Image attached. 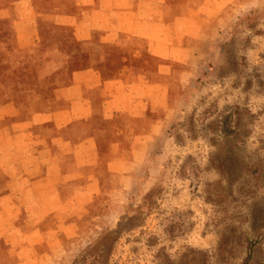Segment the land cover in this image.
Segmentation results:
<instances>
[{
    "label": "rangeland",
    "instance_id": "374dc122",
    "mask_svg": "<svg viewBox=\"0 0 264 264\" xmlns=\"http://www.w3.org/2000/svg\"><path fill=\"white\" fill-rule=\"evenodd\" d=\"M191 1L208 19L185 27L189 36L171 53L181 57L166 62L167 110L150 118L167 129L154 126L151 155L132 158L138 166L126 188L117 177L89 206L79 236L63 239L60 264L264 259V0H231L222 11L216 0ZM48 13L43 0H0L7 24L0 28V152L7 155L38 148L42 128L18 123L62 106L56 90L74 72L97 68L105 47L100 33L78 41ZM153 61L157 71L162 62ZM18 133L26 143L12 141Z\"/></svg>",
    "mask_w": 264,
    "mask_h": 264
},
{
    "label": "crops",
    "instance_id": "0c3cea01",
    "mask_svg": "<svg viewBox=\"0 0 264 264\" xmlns=\"http://www.w3.org/2000/svg\"><path fill=\"white\" fill-rule=\"evenodd\" d=\"M229 1L216 0L219 11ZM43 2L47 16L75 30L78 41L100 33L105 47L94 58L97 68L74 72L69 85L56 90L62 106L18 123L42 128L38 148L0 152V241L6 247L0 246V259L12 264H60L67 252L63 239L79 236L89 206L113 179L127 187L138 166L132 158L151 155L145 149L154 126L167 129L163 119L150 118L167 110L166 62L181 57L171 53L189 36L185 27L208 19L191 0ZM153 59L162 62L157 71ZM12 136L26 143L22 133ZM48 222L54 226L47 228Z\"/></svg>",
    "mask_w": 264,
    "mask_h": 264
},
{
    "label": "trees",
    "instance_id": "16d2710c",
    "mask_svg": "<svg viewBox=\"0 0 264 264\" xmlns=\"http://www.w3.org/2000/svg\"><path fill=\"white\" fill-rule=\"evenodd\" d=\"M3 27H7L6 22H0V28H3ZM251 260H252V255H250V256L246 259L245 264H251ZM259 264H264V259H263Z\"/></svg>",
    "mask_w": 264,
    "mask_h": 264
}]
</instances>
